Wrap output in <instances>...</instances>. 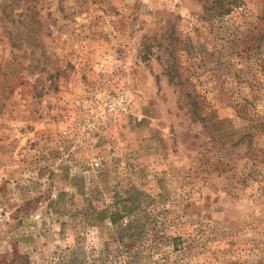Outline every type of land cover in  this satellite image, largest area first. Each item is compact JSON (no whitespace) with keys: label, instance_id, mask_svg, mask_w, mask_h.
<instances>
[{"label":"rangeland","instance_id":"1","mask_svg":"<svg viewBox=\"0 0 264 264\" xmlns=\"http://www.w3.org/2000/svg\"><path fill=\"white\" fill-rule=\"evenodd\" d=\"M0 264H264V0H0Z\"/></svg>","mask_w":264,"mask_h":264},{"label":"built area","instance_id":"2","mask_svg":"<svg viewBox=\"0 0 264 264\" xmlns=\"http://www.w3.org/2000/svg\"><path fill=\"white\" fill-rule=\"evenodd\" d=\"M119 95H120L121 101L114 100L108 103L109 111H112L113 113L118 114V115L123 114L127 111L128 106L130 105V101H131L127 91L123 90L121 91ZM91 104H92V99L88 95L78 96L74 98L72 101V105L86 112L90 110ZM96 118H97L96 115L86 114L82 119L79 120L82 122L83 134L84 133L88 134L90 131H92L95 128ZM66 132L67 130H63L64 134H66Z\"/></svg>","mask_w":264,"mask_h":264},{"label":"trees","instance_id":"3","mask_svg":"<svg viewBox=\"0 0 264 264\" xmlns=\"http://www.w3.org/2000/svg\"><path fill=\"white\" fill-rule=\"evenodd\" d=\"M109 217L111 218V220L113 219L112 221H115V218H116V217L119 218V217H121V215H119L117 212H115V213H110ZM141 227H142V226H141ZM127 231H128V230H127Z\"/></svg>","mask_w":264,"mask_h":264}]
</instances>
